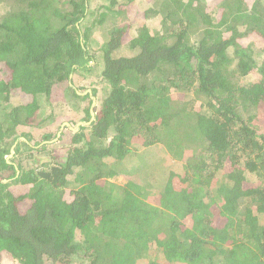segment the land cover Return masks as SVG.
I'll return each mask as SVG.
<instances>
[{"label":"trees","instance_id":"16d2710c","mask_svg":"<svg viewBox=\"0 0 264 264\" xmlns=\"http://www.w3.org/2000/svg\"><path fill=\"white\" fill-rule=\"evenodd\" d=\"M98 1L0 0V264H264V0Z\"/></svg>","mask_w":264,"mask_h":264},{"label":"rangeland","instance_id":"374dc122","mask_svg":"<svg viewBox=\"0 0 264 264\" xmlns=\"http://www.w3.org/2000/svg\"><path fill=\"white\" fill-rule=\"evenodd\" d=\"M109 1V0H108ZM107 1V2H108ZM123 1H125V0H123ZM106 2V1H105ZM100 3V1H98V0H91V6H97L98 4ZM116 7H119L118 6V4L116 5ZM128 18L130 19H132L133 17H135V13L133 14L132 12H129L128 13ZM156 19L154 18V19H151V21H149V25L150 26H152V27H154V26H156L157 25V21H155ZM119 22H120V20H118ZM107 22H109V21H107ZM96 36V38H97V36H98V38H100L101 37V35H99V34H97V35H95ZM128 38V36H126L124 39H127ZM126 53V48H124V49H121V51L119 50L118 51V53ZM2 70H1V66H0V77H1V75H2ZM64 89H65V82H62V83H59V84H55V85H53V87H52V92H51V100L53 101V106H54V110H55V119H54V123H60V126H59V129L58 130H61V127H62V129H63V126L64 125H66V124H64V122H66L65 121V119L64 118H67L69 115L68 114H66V113H68V109H69V106H71V104H69V105H65V101L66 100H64V96L66 95V97L67 98H69L68 97V94H64ZM82 93H84V92H82ZM73 100V99H72ZM63 109H65L66 110V112H65V110H64V112H63ZM49 112V110L48 109H46V110H44L42 113H41V115H45V114H47ZM61 113H64L63 115H61ZM263 122V121H262ZM63 125V126H62ZM67 126V125H66ZM70 126V125H69ZM68 126V127H69ZM70 127H72V126H70ZM73 128H75V126L73 127ZM162 152H155L156 154H164L165 152L163 151V150H161ZM144 155H149V157H151L150 159H145V160H143V162H141V163H143V165H144V167L145 168H148V166H149V164L153 161V159H154V156L152 157L151 155H153V154H151V151H147V152H145L144 153ZM168 156V155H167ZM155 157H158V156H155ZM144 158V157H143ZM163 158V163H164V167L163 168H165L166 169V161H165V154H164V156L162 157ZM161 158V159H162ZM160 161V160H159ZM147 164H146V163ZM161 162V161H160ZM131 165H134V163H132ZM143 165H142V167H143ZM132 170V169H131ZM132 172V171H131ZM139 173H141L139 170H136V171H134V172H132V173H129V174H124V173H122V174H118V175H115V176H113L112 178H111V180L112 181H114L115 183H117V184H120V186H123L124 185V183L128 180V179H132V178H137L138 176H139ZM118 192V191H117ZM123 195V194H122Z\"/></svg>","mask_w":264,"mask_h":264},{"label":"water","instance_id":"95a60500","mask_svg":"<svg viewBox=\"0 0 264 264\" xmlns=\"http://www.w3.org/2000/svg\"><path fill=\"white\" fill-rule=\"evenodd\" d=\"M64 124H66L67 126H69V124L67 123V122H64ZM77 125H78V123L75 125V128H73V127H70L69 126V128H71V129H76L77 128ZM63 126V125H62ZM61 129H62V127H61ZM58 134H59V132H58ZM12 152H13V146L11 147V154H10V156L12 155Z\"/></svg>","mask_w":264,"mask_h":264}]
</instances>
